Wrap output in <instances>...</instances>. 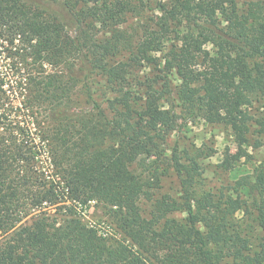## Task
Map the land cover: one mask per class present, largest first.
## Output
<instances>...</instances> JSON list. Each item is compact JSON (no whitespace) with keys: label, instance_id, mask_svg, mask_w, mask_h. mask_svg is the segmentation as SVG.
<instances>
[{"label":"trees","instance_id":"trees-1","mask_svg":"<svg viewBox=\"0 0 264 264\" xmlns=\"http://www.w3.org/2000/svg\"><path fill=\"white\" fill-rule=\"evenodd\" d=\"M263 97L264 0H0V264H264L263 165L199 192V155L173 148L180 196L153 194L180 119L245 153ZM91 203L124 240L82 222Z\"/></svg>","mask_w":264,"mask_h":264},{"label":"rangeland","instance_id":"rangeland-1","mask_svg":"<svg viewBox=\"0 0 264 264\" xmlns=\"http://www.w3.org/2000/svg\"><path fill=\"white\" fill-rule=\"evenodd\" d=\"M259 1L261 0H239V4L245 5L248 2ZM151 12H145V15L151 16ZM138 22L136 19L128 18L123 25L126 29H130ZM142 73L146 76L157 74L151 70H142ZM91 85L94 99L103 109L108 108V100L112 99L113 96L109 94L104 82L97 75L93 76ZM175 104L177 106L175 112L180 115L182 108L177 101ZM252 114L255 122L250 127L248 143L243 148L245 153L238 149L228 126L224 123L208 125L198 118L189 121L180 119L176 130L170 133L162 144L164 158L157 163L159 165L157 170L159 177L158 181H153L156 186L153 189L154 197L168 195L178 198L180 196L179 178L170 166L169 158L173 148H177L183 159L185 158V152L191 155H199L197 159L202 170L198 182L199 192L211 191L218 194L221 191L231 192L237 178L246 174L255 175L254 170L258 171L261 165L264 166V134L260 131L262 126L259 125L264 121V97L253 105ZM225 160L229 161L230 170L224 169L223 163ZM141 204L142 209L147 211L149 203L142 201ZM31 216H28L22 223L29 224ZM176 216L182 218L185 215L176 214ZM80 219L88 225L95 226L106 238L124 240V235L116 227L109 209L100 203H91L90 207L80 214ZM3 238L4 235L0 232V242Z\"/></svg>","mask_w":264,"mask_h":264}]
</instances>
